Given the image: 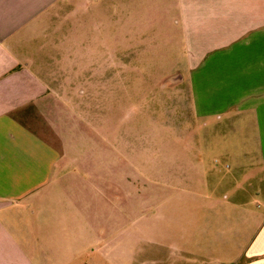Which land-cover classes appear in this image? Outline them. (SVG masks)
I'll return each mask as SVG.
<instances>
[{"label":"crops","instance_id":"crops-1","mask_svg":"<svg viewBox=\"0 0 264 264\" xmlns=\"http://www.w3.org/2000/svg\"><path fill=\"white\" fill-rule=\"evenodd\" d=\"M105 32L111 33L113 64L124 48L132 50L133 60L128 54L124 61L129 68L137 60L135 49L145 51L146 67L156 55L150 49L175 52L166 59L174 70L167 65L160 75L175 81L176 108L209 119L208 151L176 155V161H191L193 176L209 177L206 185L192 180L190 221L169 219L177 225L180 260L264 264V208L256 206L264 201V181L247 185L233 179L245 173L247 161H259L264 176V0H0V264H87L82 257L95 238L88 240L82 225L79 230L72 225L81 223L72 214L84 203L72 200L66 208L49 195L61 158L88 165L92 157L57 151L51 134L60 106L56 97L65 96L69 104L71 99L49 81L62 79L64 60L76 49L73 62L87 64L89 49L102 47ZM50 49L58 50L54 70L39 63ZM88 171L98 175L101 169L97 163ZM91 203L83 221L99 231L91 217L99 203ZM110 206L112 228L122 219L113 215L114 199ZM134 218L123 221H131L132 230ZM184 222L189 226L180 232ZM133 238L129 233L126 251L112 248L115 262L126 254V264H136Z\"/></svg>","mask_w":264,"mask_h":264},{"label":"rangeland","instance_id":"rangeland-1","mask_svg":"<svg viewBox=\"0 0 264 264\" xmlns=\"http://www.w3.org/2000/svg\"><path fill=\"white\" fill-rule=\"evenodd\" d=\"M101 42L102 47L98 43L93 52L89 49L87 64L83 66L78 58L73 62L78 55L77 49L70 58L68 53L62 79L49 81L53 87L69 91L67 97L71 99L69 104L65 96L56 97L60 106L55 112L57 122L51 134L56 140L57 151L62 155L68 151L71 155L81 152L92 157L87 160L88 165L81 159L61 158L57 162L54 192L49 198L66 208L72 200L84 203L77 214H72L81 223L76 221L72 225L76 230L82 225L81 230L87 232L88 240L89 236L95 238V241H87L92 250L82 257L87 264H126V254H120L117 262L113 260L112 248L116 246L121 252L126 251L129 233L135 235V241L130 239V247L135 250L136 264H192L180 260L176 249L180 242L177 225L169 219L179 217L190 221L194 195L192 180L206 185L209 177L205 173L196 178L189 170L191 161H176V155L191 156L194 152L208 151L209 119L188 108H176L175 81L171 76L160 75L167 65L169 71L174 70L175 64L168 62L166 65V59L174 58L175 52L168 54L161 49H150L156 55L152 53V64L146 67L145 51L139 54L141 49H135L137 60L129 68L126 62L128 54L133 60L132 50L121 49L120 62L113 64L109 46L111 33L105 32ZM89 44L95 47L94 42ZM57 55V49L54 53L50 49L48 57H40V66L54 70L58 65ZM81 89H86L85 95L80 93ZM97 163L100 173L90 174L88 169ZM252 163L257 166L251 167ZM261 167L259 161H247L245 173L236 174L233 179H240L241 184L247 185L255 179L256 183L264 181V176L259 174ZM63 168L64 174L69 172L77 176H64L60 172ZM165 184L167 188L163 187ZM111 199H114V211L117 209L114 217L122 219L112 228ZM95 200L99 206L93 207L91 217L96 216L99 231L89 220L88 223L83 221L85 207L90 202L95 205ZM177 202L180 206L176 208ZM256 206L264 208V201L257 202ZM162 215L166 218L162 219ZM125 217H135L134 230L131 221L123 222ZM188 226L189 222H184L180 232ZM147 258L151 259L144 261Z\"/></svg>","mask_w":264,"mask_h":264}]
</instances>
